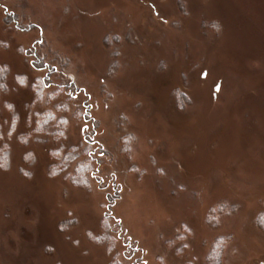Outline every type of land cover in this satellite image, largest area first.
<instances>
[{"label":"rangeland","instance_id":"obj_1","mask_svg":"<svg viewBox=\"0 0 264 264\" xmlns=\"http://www.w3.org/2000/svg\"><path fill=\"white\" fill-rule=\"evenodd\" d=\"M0 65V264H109V208L121 264H264V0H0ZM51 67L78 89L32 106ZM69 96L64 137L25 136Z\"/></svg>","mask_w":264,"mask_h":264},{"label":"trees","instance_id":"obj_2","mask_svg":"<svg viewBox=\"0 0 264 264\" xmlns=\"http://www.w3.org/2000/svg\"><path fill=\"white\" fill-rule=\"evenodd\" d=\"M45 66V65H44ZM55 72L53 67L50 68L47 75L43 78L37 79L34 87V97L31 101V105H36L39 102H42L44 99L46 102L52 103L58 99L63 93V89H71L72 92L75 90L77 91V87L74 81L69 82L66 87L58 86L57 88L53 89L52 91H48V86L51 83L50 77ZM9 74V69L6 65H0V92H3L7 89V76ZM47 92V93H46ZM72 100V96L67 97L66 104L61 105L60 103L56 104V109L60 112V115L55 116L50 110L45 109L41 112L35 114L33 119V127L31 131L25 134L27 138L34 136H49L54 140H60L62 137L65 136V131L68 125V118L65 115L64 111L67 109L68 102ZM86 115L88 114L85 111ZM15 119H13L14 121ZM2 133V126L0 124V136ZM89 138V137H88ZM27 141V140H23ZM89 141L92 143L93 140ZM5 145V142L3 143ZM6 147V146H5ZM2 147L0 150V164L6 166L9 163V150L8 148ZM52 163L50 164V173L53 175H58L61 173H65L64 175L71 178L73 183L80 187L88 189L91 186V177H93V173L95 171L93 163L94 161L90 157H85L84 155L86 152L82 153L78 152L77 150L70 148L67 151H63L60 147L51 148L50 150ZM28 161H31V158H26ZM70 170V176L66 171ZM116 195H119V192L116 191ZM116 201V200H115ZM112 204L109 205V207ZM112 213L110 208L103 216L102 222L100 223L101 232L97 236V241L106 243L108 250L111 254V261L109 264H121L119 259V254L116 252V238L113 234L115 224H111L112 221ZM262 218V216L260 217ZM264 219V217L262 218ZM119 226H121V221L118 220L116 222ZM219 247H215L212 249L210 253V258H213L216 254H218Z\"/></svg>","mask_w":264,"mask_h":264},{"label":"snow or ice","instance_id":"obj_3","mask_svg":"<svg viewBox=\"0 0 264 264\" xmlns=\"http://www.w3.org/2000/svg\"><path fill=\"white\" fill-rule=\"evenodd\" d=\"M21 82H23V81H21ZM9 108H11L12 106L11 105H7Z\"/></svg>","mask_w":264,"mask_h":264},{"label":"flooded vegetation","instance_id":"obj_4","mask_svg":"<svg viewBox=\"0 0 264 264\" xmlns=\"http://www.w3.org/2000/svg\"><path fill=\"white\" fill-rule=\"evenodd\" d=\"M218 88H219V87L217 86V87L215 88V90H218Z\"/></svg>","mask_w":264,"mask_h":264}]
</instances>
